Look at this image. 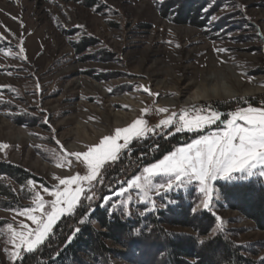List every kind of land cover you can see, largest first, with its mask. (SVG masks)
<instances>
[{
  "label": "rangeland",
  "instance_id": "374dc122",
  "mask_svg": "<svg viewBox=\"0 0 264 264\" xmlns=\"http://www.w3.org/2000/svg\"><path fill=\"white\" fill-rule=\"evenodd\" d=\"M180 1L0 0V144L8 145L0 149V162L26 171L20 184L15 181L17 178L0 175V190L9 193V197L0 195L1 264L13 263L7 225L12 224L16 231L22 230L21 224L35 227L19 214L34 207V193L40 192L47 205L53 197L43 189L52 190L59 185L55 177L86 174L85 167L75 157L67 158L70 164L56 166L57 157L63 155L61 145L67 152L86 149V144L74 141L77 125L88 129L101 126L95 144L103 136L114 134L117 128H112L113 122L104 123L109 114L122 111L114 107V102L129 105L124 111L129 118L118 128L137 118L154 127L172 112L179 114L181 109L193 106L221 114V121L200 131L177 133L174 128H162L135 139L128 149L122 150L121 160L136 147L153 145L154 153L157 149L154 143L159 138L184 134L186 141L173 147L170 151L173 152L221 131L229 113L248 107L264 109V0L199 2L191 22L176 20L178 16L174 13ZM219 48L227 51L219 52L216 50ZM261 80L256 85L253 83ZM214 89L218 90V96L210 93ZM194 90L204 97L185 104ZM158 91H177L183 96L177 98L175 106L167 108V113H158V105L176 98L149 94ZM143 109L149 111L142 114ZM159 160L145 164L133 177L110 185L106 194L102 182H94L95 199H82L78 209L88 203L91 209H85L90 212L93 204H104L105 196L110 197L106 209L131 197L129 218L134 221L150 210L149 206L141 208V203L163 207L158 198L162 193L150 192L149 199L144 201L140 191L134 188L123 196L117 195L121 189L128 188V181L142 176L145 167ZM115 163L106 167L104 173ZM28 174L40 179H30ZM165 179L156 176L152 182L162 183ZM29 180L33 185L28 184ZM217 193L209 212L222 218L226 237L246 246L244 249L253 250L257 258L264 255V231L232 209V204H225L218 190ZM117 211L121 215L118 206ZM93 226L104 230L96 222ZM167 230L193 234L189 227L168 226ZM105 245L130 259L112 257L111 264H138L131 258V251L137 246L125 249L111 240H106ZM141 246L146 258L143 264H154L151 245Z\"/></svg>",
  "mask_w": 264,
  "mask_h": 264
},
{
  "label": "snow or ice",
  "instance_id": "6c2138e0",
  "mask_svg": "<svg viewBox=\"0 0 264 264\" xmlns=\"http://www.w3.org/2000/svg\"><path fill=\"white\" fill-rule=\"evenodd\" d=\"M216 50L227 51L224 48ZM23 51L21 48V52ZM149 94L155 95L150 92ZM148 111L143 109L142 114ZM156 111L167 113L168 109L161 107ZM217 121H221L219 112L193 106L181 109L179 114L172 112L154 127L149 126L145 119L137 118L126 127L115 129L114 134L103 136L98 143L86 145V151L83 152H67L61 145L63 155L57 157L59 162L56 166L62 167L65 162L70 164L71 161L67 158L75 157L76 161L85 167L86 174H76L66 178L55 177L59 180V185L52 190L43 189L53 197L47 205L40 192L34 193V207L25 208L19 214L26 216L35 227L30 228L26 224H21L22 230L16 231L12 224L7 225V230L11 234L9 243L13 246L12 260L22 258L25 253H33L44 245L50 239L61 217L74 215L82 199L93 201L94 182H102L106 167L116 162L122 150L128 149L133 140L142 139L162 128H174L177 133L200 131ZM223 123L224 128L221 131L196 139L191 144L165 155L150 167H145L143 175L128 181V188L121 189L117 195L123 196L128 189L134 188L140 191V198L144 201L149 199L150 192L154 191L160 195L187 187L195 181L200 194L199 203L192 208V212L196 213L201 209L212 211L214 194L218 195L214 182L224 181L226 184H232L248 181L254 177L264 178V109L240 108L229 113ZM7 147L6 144H0V149ZM156 176L166 179L162 183L153 184L152 178ZM33 183L31 180L28 181L29 185ZM102 199L104 204L100 206L105 207L110 197L105 196ZM130 200L131 197H128L119 202L118 207L122 216L131 215ZM88 207L91 209V204ZM116 210L117 205L108 208L109 214H113ZM212 215L218 221L215 231L223 232L224 221L215 212H212ZM89 222L91 218L85 212L77 223L83 225ZM80 230L76 227L68 236L69 243Z\"/></svg>",
  "mask_w": 264,
  "mask_h": 264
},
{
  "label": "trees",
  "instance_id": "16d2710c",
  "mask_svg": "<svg viewBox=\"0 0 264 264\" xmlns=\"http://www.w3.org/2000/svg\"><path fill=\"white\" fill-rule=\"evenodd\" d=\"M181 1L174 16H178L177 21L191 22L195 18L193 16L196 14L197 4L208 0ZM182 136L175 134L159 138L154 143L157 147L154 153L151 151L153 145H142L129 152L126 159L117 160L103 175L104 193L106 194L110 185L133 177L145 164L159 160L173 147L185 142L186 137L184 134ZM25 174L26 171L20 167L0 162V175L17 178V184L21 183V176L24 177ZM28 175L30 179H40ZM258 178L232 184L217 181L215 188L225 204H232V209L239 211L257 229L264 231V178ZM191 183L187 187L162 193L158 198L164 204L163 207L154 208L153 204L141 203V208L149 206L150 210L141 217L138 215V219L134 221L129 215L128 218H123L117 210L109 214L106 209L108 204L105 207L93 204L89 212L85 209L89 206L87 203L77 208L74 215L62 217L54 227L50 239L37 251L23 254L22 258L12 264H111L112 257L130 260L123 252L113 251L106 246V240L120 244L125 249L137 246L136 250L131 251V258L138 264H143L145 258L141 245H151L150 256L155 258L152 260L154 264H264V255L257 258L253 250L244 249L247 247L231 241L225 233L215 231L217 222L208 210L192 212L200 194L197 185ZM0 195L9 197V193L3 190H0ZM150 211L152 213L147 215ZM85 212L90 216L91 222L78 225V220ZM93 222L104 230H97ZM168 226L189 227L193 234L174 233L167 230ZM76 227L81 230L69 243L67 238Z\"/></svg>",
  "mask_w": 264,
  "mask_h": 264
},
{
  "label": "bare ground",
  "instance_id": "6f19581e",
  "mask_svg": "<svg viewBox=\"0 0 264 264\" xmlns=\"http://www.w3.org/2000/svg\"><path fill=\"white\" fill-rule=\"evenodd\" d=\"M238 82V81H237ZM262 82L261 81H255L253 82L255 85L256 83H260ZM235 85L239 86L241 85V83H235ZM213 96H218L219 92L218 90L214 89L210 92ZM234 94V93H232ZM231 94V95H232ZM158 98H164V97H171V96H176L175 99H172V100H168V102H164V104H160L158 105V108H161V107H164V108H169V107H172V106H175L177 102V98H180L181 96H183V93L182 92H177V91H158L156 94H155ZM207 96V95H206ZM192 98L185 101V104H188V103H191L193 101H196L200 98H203V94L198 91V90H194L192 92ZM114 107L115 108H122L121 112L120 111H117L116 112H112L111 114H109V116L104 120V123L106 125H112V122H113V125L114 127L112 128H118L117 126L118 125H121L122 122L128 120V114L127 113H124V111H126L125 109L126 108H129V105L128 104H124V103H120V102H114L113 103ZM134 118V117H133ZM135 120V119H133ZM132 120V121H133ZM128 125V124H127ZM101 126H98V125H94L93 128L91 129H88L86 128L85 126H79L77 125L75 128H74V135H75V138H74V141L76 144L78 143H81V144H86V145H94L95 143V140L97 138H99V134L101 133V131H98L97 129H99ZM121 128V127H119ZM69 130V129H68ZM68 130H65V132H68ZM64 132V133H65ZM63 133V134H64ZM67 139V138H66ZM71 146V145H70ZM69 147V146H68ZM85 147V146H84ZM69 149V148H68ZM79 151V150H78ZM86 151V149L84 150Z\"/></svg>",
  "mask_w": 264,
  "mask_h": 264
}]
</instances>
